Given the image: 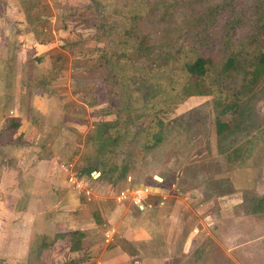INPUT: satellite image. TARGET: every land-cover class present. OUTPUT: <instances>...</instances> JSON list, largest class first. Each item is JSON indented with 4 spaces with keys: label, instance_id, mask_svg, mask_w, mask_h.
Here are the masks:
<instances>
[{
    "label": "rangeland",
    "instance_id": "374dc122",
    "mask_svg": "<svg viewBox=\"0 0 264 264\" xmlns=\"http://www.w3.org/2000/svg\"><path fill=\"white\" fill-rule=\"evenodd\" d=\"M115 5L116 0H0L2 52L12 61L11 64H6L8 70L0 74L2 80L0 106L13 108L15 114H20L23 119L25 116V122L22 120V126L19 129L20 134L26 138V140L22 138L23 143L26 144L22 146L26 152L25 158L35 153L37 157L42 158L43 154L42 164L50 167L49 165L53 162L51 168L54 176L57 175L61 181H67L65 174L63 176L56 171L58 160H55V156L59 157V161H64L72 167L71 172L80 182L79 189L70 185L68 181V187L61 186L58 189L57 199L62 204L57 203V206L61 208L54 207L52 213L56 210L55 208L63 213L64 206L67 208L65 213H68L72 211L68 207H73V210L81 213L82 217L85 216L90 223L94 222V226L92 225L89 230L94 232L95 224H97L98 229L103 233L105 220L102 215L113 212L115 202L122 206V210L120 207L118 209L121 213L126 206H131L130 201L122 197L123 194L126 197L129 195L131 200L133 198L135 201L131 202H134V207L137 208L136 204L140 205L151 200L145 197L147 191L146 188L143 189V185H154L156 183V180L152 179L154 176L166 177L167 183L172 182L177 176L176 186L183 192L184 198L183 206L180 208H184L188 221L192 220L194 225L192 230L196 229L198 234L219 231L217 233L220 235V242L222 241L221 232L218 230L219 226L215 227L214 223L220 222L222 205L229 204L230 215L235 216L234 221L232 217L230 218V232L236 234L241 225L239 226L237 221L239 212L236 207L235 209L231 207L235 204L237 197L230 186L221 188L219 173L246 165L255 167L259 171L256 173L258 181L254 184V190L264 189V182L261 181L262 172L264 173V78L252 97L251 120H245L242 129H238L225 141H219L215 134L213 121L216 110L212 98L193 96L177 105L172 111L158 114L165 127L162 141L160 139L153 147L147 148L145 145L146 127L149 126L146 119L140 120L133 128L129 127L116 145L101 142L99 137H96L95 125L101 121L114 120V117L103 115L100 117L96 114L97 110L104 108L105 105L89 107L80 101L76 77L87 72V69L76 67L75 62L79 56L65 53L62 47L65 42H74L78 39L79 42L86 43L85 48L96 49L86 52L82 59L100 57L101 51L98 50L103 46L91 38L100 36L94 28H99L97 26H101L102 23L105 24V28H111ZM87 19L88 21L84 22ZM21 28H25L23 31H27L26 34L30 33L32 41L33 39L34 42L37 41V37L43 39L42 44L37 41L43 46L40 53L32 47L20 48L26 41L24 38L21 39L23 36L21 32H17ZM159 28H156V31ZM35 29L38 36L34 33ZM106 36L107 34L103 35L104 38ZM109 36L114 41L112 34ZM37 83L51 86L47 94L43 93L47 96L41 99L35 98L34 91ZM46 97L52 98L49 104L51 106L49 118L33 112L35 103L37 102L36 106H41ZM61 102H64L62 115L65 116L62 121L59 114ZM33 142L34 146L30 145ZM41 145L42 150L34 151L33 147ZM219 147L224 150L220 151ZM239 147L244 151L237 156L228 155L231 154L229 150ZM27 149L31 150V153L26 151ZM113 151L114 153H111ZM107 152L109 154H106ZM185 157L196 159V162L192 160L193 164L181 169ZM11 164L8 163L5 167ZM126 165L128 166L126 175L123 178H117L118 175L112 172V169L115 166ZM11 167L15 168L14 165ZM94 172H99L101 175L95 178ZM36 173L37 175L42 173V168H39V171L36 170ZM147 180L151 181V184ZM8 182L9 186H14L15 180L12 175L8 176ZM61 191H64V194ZM227 191L232 193L228 200L221 194ZM143 196L142 201L140 199ZM251 200L247 201L249 208L245 206L242 208V212L249 213V216H251ZM152 201L156 200L150 202ZM55 202H57L56 199ZM200 203L204 204L200 207L198 206ZM154 213H158L157 208ZM244 221L247 232L245 227H242V231L244 229L245 232L239 234L242 237L259 229L264 230V216L257 221H249L246 218ZM215 239L217 240L216 236ZM95 240L99 241L98 238ZM123 244V248H130L128 243ZM86 247L87 253L84 252L81 257L83 261L91 258L90 252L94 251L89 245ZM213 247V252L208 259L209 264H237L232 256L228 258L224 256L222 262L223 249L219 248L216 242ZM65 249L63 245L61 250ZM71 258L72 256L69 255V260ZM252 260H256L257 264H264V249ZM206 261L202 258L199 263L207 264Z\"/></svg>",
    "mask_w": 264,
    "mask_h": 264
},
{
    "label": "trees",
    "instance_id": "16d2710c",
    "mask_svg": "<svg viewBox=\"0 0 264 264\" xmlns=\"http://www.w3.org/2000/svg\"><path fill=\"white\" fill-rule=\"evenodd\" d=\"M112 19L111 28L104 23L94 28L100 36L91 39L103 46L97 48L100 57L82 59L96 49L85 48L78 39L61 46L79 56L76 67L87 69L76 77L80 101L89 107L105 105L96 114L114 117L95 125L101 142L116 145L129 127L146 119L145 145L151 148L163 139L165 124L158 114L193 96L212 98L219 141L251 120L252 97L264 78V0H116ZM34 33L38 36L36 29ZM37 41L43 43L40 37ZM35 86L39 95L51 89L45 83ZM18 127L17 119H7L0 138L9 139ZM243 150L231 149L228 155ZM127 171V165L112 169L117 178Z\"/></svg>",
    "mask_w": 264,
    "mask_h": 264
},
{
    "label": "crops",
    "instance_id": "0c3cea01",
    "mask_svg": "<svg viewBox=\"0 0 264 264\" xmlns=\"http://www.w3.org/2000/svg\"><path fill=\"white\" fill-rule=\"evenodd\" d=\"M23 29L25 28L17 31L23 35L21 39H26L20 48L32 47L40 53L43 46L37 41L34 42L33 38L32 41L30 33L26 34L25 30L24 33ZM1 41L2 38L0 39V74L7 69L6 64L12 62L11 58L4 56ZM1 81L0 78V84ZM45 94H35V98L41 99L47 96ZM43 100L41 106H36L37 102L35 103L33 112L49 118L51 115L49 104L52 98L46 97ZM61 103L59 114L62 121L64 102ZM10 118L17 119L19 127L10 133L9 139L0 138V264H64L70 261L69 255L72 256L71 260L74 257H76L74 259L81 258L84 252L87 253V245L94 251L90 252L91 258L80 264H200L199 260L202 258L209 264L208 259L213 252L214 242L223 249L222 262L224 256L226 258L232 256L237 264H257V261L252 259L264 249V230L259 229L245 237L239 235L244 232L242 227H245L247 232L244 226L245 218L249 221H257L264 216V189L254 190V184L258 181L257 168L246 165L219 173L221 188L230 186L237 197L231 207L233 209L236 207L239 212L237 221L239 226L241 225L236 234L230 232V218L232 217L234 221L235 216L230 215L229 204L222 205L220 222L214 223L215 227L219 226L218 230L221 232L220 242V235L217 233L219 231L212 229L213 233L198 234L196 229L192 230L194 226L192 220L188 221L184 208H180L183 206L184 198L183 192L176 186L177 176L168 183L166 177L158 176L162 180L156 181L157 184L143 185V189L146 188L147 191L145 197L156 201L149 200L140 205L136 204V208L135 203L131 202L133 198L131 200L127 195L125 198L130 201L131 206H126L122 213L118 210L119 207L122 210V206L115 202L113 212L102 215L105 220L103 226L105 231L102 233L95 224V231L92 232L89 229L94 226V222L90 223L85 216L82 217L81 213L73 210V207H68L73 212L65 213L67 208L64 206L63 213L58 212L57 208L54 214L52 213L54 207L61 208L57 203L62 204L57 199L59 195L56 192L61 186L68 187L69 184L67 181H61L57 175L54 176L51 168L53 162L50 167L42 164L43 154L42 158L37 157L36 153L25 158L26 152L22 146L26 145L23 143V139L26 138L19 132L25 116L23 119L20 114H15L13 108L0 106V134L5 129L6 120ZM30 145L34 146V142ZM33 149L36 152L42 150V145ZM26 151L31 153V150ZM190 157L183 159L181 169L196 162V159ZM56 159L58 160L56 171L63 175L60 164L64 161H59V157L55 156ZM8 163L12 164L5 167ZM12 165L15 168H12ZM39 168H42V173L37 175L36 170L39 171ZM263 174L262 172L261 181L264 182ZM9 175L15 180L14 186L8 184ZM152 179L154 180V177ZM228 192L230 191L221 193L227 200L232 194ZM61 193L64 194V191ZM143 198L144 196L140 200L143 201ZM248 200L252 201L251 216L242 212L244 206L249 208ZM201 204L204 203L198 206L201 207ZM156 208L158 213L155 214ZM70 232H79L80 236L71 235ZM96 238L99 241L96 242ZM124 242L130 245L129 249L123 248ZM63 245L66 248L64 251L61 250ZM72 245L76 247V251L70 252Z\"/></svg>",
    "mask_w": 264,
    "mask_h": 264
},
{
    "label": "built area",
    "instance_id": "2783aa9c",
    "mask_svg": "<svg viewBox=\"0 0 264 264\" xmlns=\"http://www.w3.org/2000/svg\"><path fill=\"white\" fill-rule=\"evenodd\" d=\"M60 169L63 172V174H65L67 176V181L70 185H73L75 188L79 189L80 182L77 181L76 176L71 172L72 167H70L69 165L65 164L64 162H62L60 164ZM122 197H126L124 194L122 195Z\"/></svg>",
    "mask_w": 264,
    "mask_h": 264
},
{
    "label": "water",
    "instance_id": "95a60500",
    "mask_svg": "<svg viewBox=\"0 0 264 264\" xmlns=\"http://www.w3.org/2000/svg\"><path fill=\"white\" fill-rule=\"evenodd\" d=\"M93 176H94L95 178H97L98 176H100V173H99V172H94V173H93ZM154 180H156V181H161L162 179L159 178V177H157V176H154Z\"/></svg>",
    "mask_w": 264,
    "mask_h": 264
}]
</instances>
